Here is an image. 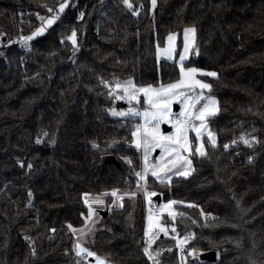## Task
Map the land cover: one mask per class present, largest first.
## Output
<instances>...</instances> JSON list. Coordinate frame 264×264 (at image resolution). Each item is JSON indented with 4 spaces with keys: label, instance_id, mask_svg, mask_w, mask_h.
Returning a JSON list of instances; mask_svg holds the SVG:
<instances>
[{
    "label": "trees",
    "instance_id": "1",
    "mask_svg": "<svg viewBox=\"0 0 264 264\" xmlns=\"http://www.w3.org/2000/svg\"><path fill=\"white\" fill-rule=\"evenodd\" d=\"M63 2L0 0V264H89L74 248L88 216L83 194L105 192L107 213L82 246L110 264H152L142 253L146 197L135 175V119L111 115L121 107L104 82H175L179 67L158 60L157 47L174 33L178 54L188 27L196 42L186 67L217 73L202 77L218 105L206 119L216 144L204 136L205 155L192 149L187 177L146 179L148 192L160 203L177 201L184 214L175 219L177 232L161 234L151 251L160 250V264H180V251L186 264H264V0H157L153 13L150 0H129L131 8L123 0H68L27 47L14 40ZM73 30L75 49L67 39ZM241 135L256 141L249 147ZM103 156L117 164L103 166ZM113 189L139 192L112 206ZM189 232L193 238L178 248L172 237ZM192 250L214 251L216 261L192 259Z\"/></svg>",
    "mask_w": 264,
    "mask_h": 264
},
{
    "label": "snow or ice",
    "instance_id": "2",
    "mask_svg": "<svg viewBox=\"0 0 264 264\" xmlns=\"http://www.w3.org/2000/svg\"><path fill=\"white\" fill-rule=\"evenodd\" d=\"M157 0H151L152 7L155 8ZM123 3L129 8L132 5L129 3V0H123ZM68 4V0H64L63 3L59 5L58 12L62 13L65 7ZM49 12H53V9L49 8ZM135 15L136 12L134 11ZM83 14H81L82 16ZM43 22L40 28H37L29 36H21L19 40L23 42L24 47L28 46V42L31 41L34 37L40 35L45 31L46 26L52 25L57 20V13H54L52 16L45 19L44 17H39ZM3 35V33H0ZM68 40L72 42V46L75 49L77 46L76 40V31L73 30L71 35L67 37ZM176 36L174 33H170L167 37L166 47L161 50L159 46L157 47V56L163 55L169 59L172 58L173 53L176 51ZM63 42V41H62ZM196 42V29L194 27H188L184 29V47L183 51L180 52V59L177 62L179 67V79L175 82L168 84H161L159 87H153L151 84L146 86H137L133 83L131 79L126 81H116L112 87V91L109 92L111 96L113 92H117L116 99L123 100L126 99L129 102L130 107L127 111H112L113 116L120 117H132L140 118V123L134 126V129L131 132L132 144L136 147L137 150H143V169L141 172H136L135 175L137 179L138 187H145V197L148 199L149 204H151V197L155 196V192H148L145 185H141L140 181L146 182V177L150 173L151 176L155 177L157 181L163 184L166 180L171 181L172 175L176 176H187L189 174L191 160L188 159L184 153H190L192 148V142L189 139V132L195 133L196 141L199 142L202 136V130L207 129L206 118L212 116L218 111L216 105L217 101L211 96H205L203 90H211V84L205 83L200 79H197V75L215 77L217 73L214 71H204L195 67H186L183 63L187 59L190 49L195 45ZM2 55V53H0ZM108 86L107 82H104ZM200 89L201 92L197 93L195 90ZM123 92V95H120L119 92ZM143 95V104L145 107L141 111L139 108L131 106L133 101L139 103L138 97ZM173 101H180L182 107L178 115H175L172 112V103ZM204 101V103L201 102ZM198 105H201L198 107ZM174 117V118H173ZM200 121L199 125L195 121ZM167 121L171 124L173 131L165 134L161 131L160 125L162 122ZM46 135V133H45ZM208 138L211 141L212 145L215 146L216 141L211 131H208ZM239 140L242 141L245 145L249 147L253 142L256 141L255 137H252L251 140L247 139L245 135H241ZM40 141L38 140L37 143ZM237 141L234 139L232 141L235 144ZM93 147H96L93 143ZM225 149L229 147L228 144L224 145ZM156 149L160 150L159 156L156 158V162L152 163L150 160L151 153ZM195 152L199 155H205L203 145L197 143L195 146ZM251 159V157L249 158ZM126 162L131 164V161L125 158ZM33 165L28 164V168L31 169ZM183 169V171H181ZM85 203L88 204V197L91 195L89 193H84ZM108 195V193H100L93 200V203L103 204V197ZM111 195L117 199H122V196L117 195V190L113 189ZM125 195L135 196V192L125 193ZM31 196V192L29 193ZM178 202L175 200H169L166 204H161L157 212H153L152 209H149L148 215V225L145 228V247L143 248L144 255L148 258L152 264H160V261L157 259L160 255V250L155 252L150 251L153 243H155L158 233L162 232L165 236L169 235V227L171 228L172 233L177 232V227L175 224V219L177 215L183 216V213H177L173 209V205ZM182 203V202H181ZM188 207H195V205H188ZM166 212L169 217L172 218L173 223L169 226H165L161 222L160 214ZM93 215V210L89 208L88 219H91ZM206 214L201 211V216ZM196 223L195 220L192 221ZM87 226V225H86ZM71 229V225H69ZM75 233L76 230L72 229ZM80 235L83 236L84 229L79 230ZM88 231H91L89 228ZM173 239L176 240V246L183 250L184 245L188 243L189 240L193 238L191 232L187 233L183 238L178 236H173ZM28 239V237H26ZM76 249V255L81 256L82 253H86L89 257H94L96 264H106V260L102 257L97 256L93 251L88 250L83 247L80 242L74 244ZM171 251V249H168ZM193 255L192 252L188 253ZM79 264V262H78ZM181 264H185V259L181 256Z\"/></svg>",
    "mask_w": 264,
    "mask_h": 264
},
{
    "label": "rangeland",
    "instance_id": "3",
    "mask_svg": "<svg viewBox=\"0 0 264 264\" xmlns=\"http://www.w3.org/2000/svg\"><path fill=\"white\" fill-rule=\"evenodd\" d=\"M125 5V4H124ZM126 6V5H125ZM127 8H129L128 6H126ZM66 8V7H65ZM58 9H59V6H58V8H57V11H56V13H57V18H58V16L61 14V13H59L58 12ZM153 10H154V8L152 7V4H151V0H150V13H153ZM53 14H51L50 16H52ZM50 16H47V17H44L45 19H47L48 17H50ZM38 17H43V16H41V15H39ZM42 24H43V22L41 21L40 23H39V25H38V27L37 28H40L41 26H42ZM53 25V24H52ZM52 25H50V26H46L45 27V31L43 32V33H41L40 35H38V36H36V37H39V36H41V35H43L45 32H46V30L47 29H49ZM36 28V29H37ZM35 29V30H36ZM36 37H34V38H36ZM168 37V36H167ZM167 37H166V39H165V44H164V46L163 47H161L160 49L161 50H163L165 47H166V44H167ZM33 38V39H34ZM21 42V41H20ZM23 43V42H22ZM175 43H176V51L173 53V56H172V58L171 59H169V58H167V57H165L164 55H163V53L161 52V55L159 56V58H161V59H163V58H165L164 60H169V61H175L176 62V64H177V62L179 61V59H180V56H179V54H180V52H182L183 51V47H184V34H183V37H182V45H181V48H180V51H179V53L177 54V40L175 41ZM191 51H192V48L190 49V51H189V54H188V56H187V59L185 60V61H183V63L185 64V62L189 59V57H190V54H191ZM157 54V53H156ZM200 75L198 74L197 75V79H200V77H199ZM201 80V79H200ZM196 90H198V93L199 92H201V90L200 89H196ZM195 90V91H196ZM119 94L120 95H123V92L121 91V92H119ZM116 95H117V92H116V94H115V97H116ZM206 96V95H205ZM139 98L140 97H138V100H139ZM214 98V97H213ZM215 99V98H214ZM216 100V99H215ZM116 101L118 102H125V101H127L126 99H123V100H117L116 99ZM127 103L129 104V102L127 101ZM202 103H204V101H202L201 102V105H202ZM137 104V103H136ZM174 105H178L179 107H180V110L177 112V114H179L180 113V111H181V107H182V105H181V103H180V101H173V103H172V112H173V106ZM201 105H198V107L199 106H201ZM131 106H134V105H131ZM130 107V105L128 106V108ZM135 107V106H134ZM216 107H217V109H218V105H216ZM127 108V109H128ZM115 111H123V109H118V108H116V109H114ZM112 111L113 110H111L110 111V113H112ZM216 113H217V111H216ZM215 113V114H216ZM214 114V115H215ZM112 115V114H111ZM113 116V115H112ZM213 116V115H212ZM114 117H118V116H114ZM209 117H211V116H209ZM124 118V117H123ZM208 118V117H207ZM206 118V119H207ZM195 123L197 124V125H199V123H200V121H195ZM207 124V123H206ZM208 131H209V129H208V126H207V129L206 130H202V136H201V140L199 141V142H197L196 141V138H195V133L194 132H189V139H190V141L192 142V148H191V152L190 153H184L185 154V156H189V155H191V153H192V149L194 150V152H195V146L197 145V143H200V144H202L203 145V137L204 136H206L207 138H208ZM163 132V131H162ZM213 134V133H212ZM213 136H214V138H215V141H216V137H215V135L213 134ZM133 139V138H132ZM209 139V138H208ZM210 141V140H209ZM211 142V141H210ZM158 151H160L159 149H156L155 151H153L151 154H152V157L155 155V153L156 152H158ZM195 154H197V155H199L198 153H196L195 152ZM159 156V155H158ZM155 161H156V159H154ZM142 183H146L145 181H142ZM141 188V187H140ZM140 191H143V188H141V189H139ZM133 192H135L136 194H137V192H139L138 191V189H136V190H134ZM144 192V191H143ZM128 193H131V192H128ZM145 193V192H144ZM117 195L118 196H122L123 198H127V197H129V195H125V193H122V194H120V193H117ZM97 195H90L89 197H88V200H89V203L88 204H86L87 205V207H88V213H89V208H91L92 210H93V215H92V217H91V219H88V216L86 217V225H85V227H83L82 229H84V235L83 236H81L80 235V231L79 230H77V236H76V241L77 242H80L81 243V241L83 240V238H84V236H86L87 234H88V232H90V231H88V229L90 228L91 230L94 228V226L96 225V223H97V221L99 220V217L101 216V212H105V203H103V204H98V203H93L92 202V200L96 197ZM130 197H133V196H130ZM103 199H104V197H103ZM151 199V198H150ZM120 202H121V199H117L116 197H115V202L112 204V206H114V205H120ZM167 203V201H165V202H162V203H160V204H154L153 202H152V200H151V204H149V202H148V199H146V211L148 210V209H150V208H153L154 210H158V208H159V206L161 205V204H166ZM173 209H174V205H173ZM175 210V209H174ZM176 211V210H175ZM161 222H162V220L163 219H168V220H171V221H173L172 220V218L171 217H169L168 215H167V213L166 212H164V213H161ZM163 223V222H162ZM164 224V223H163ZM147 225H148V214L145 212V228L147 227ZM165 226H169V225H167V224H164ZM81 230V229H80ZM168 230H171V228L169 227V229ZM144 231H145V229H144ZM159 234H163L162 232H160ZM169 236V235H168ZM175 236H177V235H175ZM144 239H146L145 238V236H144ZM187 244H185L184 245V247L186 246ZM190 252H192L193 253V255H189L188 254V256L190 257V258H192V259H200V252H198L197 250H192V251H190ZM89 264H96V261L94 262V263H89Z\"/></svg>",
    "mask_w": 264,
    "mask_h": 264
},
{
    "label": "crops",
    "instance_id": "4",
    "mask_svg": "<svg viewBox=\"0 0 264 264\" xmlns=\"http://www.w3.org/2000/svg\"><path fill=\"white\" fill-rule=\"evenodd\" d=\"M183 34H184V32L182 33V37H183ZM175 36H176V40H177V35L175 34ZM193 47H194V46H193ZM193 47H192V51H193ZM192 51H191V53H192ZM156 53H157V52H156ZM190 56H191V54H190ZM157 59H158V60H164L165 58L161 59V58H159V57L157 56ZM168 61H169V60H168ZM199 77H200V79H201L203 82L207 83L205 80H203L202 77H209V76H201V75H200ZM203 91H204V94H205V95H206V93L208 92V90H203ZM196 92L198 93V90H196ZM206 96H207V95H206ZM139 97H140V98H139V102L141 101L142 104H143V95L141 94ZM118 102H119V101H118ZM120 103H122V102L120 101ZM136 103H137L136 101H133V102H132V105H134L135 107L139 108V109L142 111L143 108L145 107V105L143 104L144 107H140V106H138ZM125 104H128L127 101L123 102V103H122V106H120L121 108H118V109H123V111H127L128 106H125ZM178 107H179V106H178ZM179 110H180V107H179L178 111H179ZM173 113H174V112H173ZM174 114H175V115H178L177 112L174 113ZM118 117H119V118H123V117H120V116H118ZM129 117H130V116H129ZM124 118H125V117H124ZM208 118H209V117H208ZM134 119H135V124H134V126H135L136 124H138V123L141 122L139 117H136V118H134ZM163 123H165L166 125H168L169 127H171V124L168 123L167 121L162 122L161 125H162ZM161 125H160V129H161ZM161 131H162V129H161ZM171 131H173L172 127H171L170 131L166 132L165 134H167V133H169V132H171ZM131 144H132V143H131ZM132 145H133V144H132ZM133 146H134V145H133ZM139 151H140V156H141V169H140V172H141L142 169H143V159H142V156H143V150L140 149ZM159 153H160V151L156 152L155 155H154L153 157H152V154H151L150 160H151L152 163H155V162H156L154 159H156V158L158 157ZM184 155H185V154H184ZM187 157H188V159H189L190 156H187ZM181 171H183V169H181ZM190 172H191V165H190L189 174H190ZM189 174H188V175H189ZM188 175H187V176H188ZM187 176H183V175H181V176L172 175L171 180H172L173 178H175V177H187ZM148 177H151V178H153L154 180H156V178L153 177V176H151L150 173L148 174V176L146 177V179H147ZM156 181H157V180H156ZM157 182H159V181H157ZM159 183H160V182H159ZM164 183H169V182L166 180ZM152 198H153V197H152ZM152 198H151V200H152ZM92 259H93V262H92V263H94V262H95V258L92 257ZM90 263H91V262H90Z\"/></svg>",
    "mask_w": 264,
    "mask_h": 264
},
{
    "label": "water",
    "instance_id": "5",
    "mask_svg": "<svg viewBox=\"0 0 264 264\" xmlns=\"http://www.w3.org/2000/svg\"><path fill=\"white\" fill-rule=\"evenodd\" d=\"M122 106V103L120 102H117V107H120ZM178 105H174L173 106V112L176 113L178 112ZM161 129L164 133L170 131L171 127H169L168 125H166L165 123H163L161 125ZM108 164H117L116 160L114 159V157L112 156H103L102 157V165L105 166V165H108ZM152 201H155L156 204H160L161 202V198L159 195H155L153 198H152ZM106 211L105 212H102V216L104 217L106 215ZM200 260L201 261H205V262H209V263H213L216 261V253L214 251H208V252H203L200 254ZM89 262H93V259L90 258L89 259Z\"/></svg>",
    "mask_w": 264,
    "mask_h": 264
},
{
    "label": "built area",
    "instance_id": "6",
    "mask_svg": "<svg viewBox=\"0 0 264 264\" xmlns=\"http://www.w3.org/2000/svg\"><path fill=\"white\" fill-rule=\"evenodd\" d=\"M78 20H79V18H78ZM37 21L40 23L41 22V19H39V17L37 18ZM2 40H4V36L3 35H0V44H1V42H2ZM16 42H18V44H20V45H22L23 43L22 42H20V40L19 39H17V38H15L14 39ZM108 84V87H107V92H108V94H109V92L110 91H112V87L114 86L113 85V83L112 82H108L107 83ZM116 94V92H113V94L112 95H115ZM174 118V117H173ZM138 179V178H137ZM140 184L141 185H145L144 183H142V181H140ZM152 209V211L153 212H157L158 210H154L153 208H151ZM146 213L149 215V209L146 211ZM162 215L160 214V217H161ZM161 236V234H159L158 233V236H157V239L159 238ZM156 239V240H157ZM145 247V239H144V244L142 245V253H143V248ZM89 250V249H88ZM164 249H162L161 250V252L163 251ZM150 251H151V249H150ZM143 255H144V253H143ZM145 256V255H144ZM181 256H183L184 257V259L186 258V256H187V253H185L184 251H180V253H179V257L181 258ZM79 258H81L82 260H86V261H89V259L90 258H92V257H89V256H87V254L86 253H82L81 254V256H78ZM146 257V256H145ZM148 259V258H147ZM158 259V258H157ZM150 263H152L151 261H150ZM106 264H110V263H108L107 261H106ZM181 264V263H180ZM185 264H186V262H185Z\"/></svg>",
    "mask_w": 264,
    "mask_h": 264
}]
</instances>
